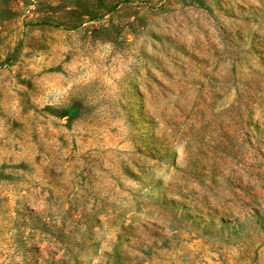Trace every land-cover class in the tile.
Returning a JSON list of instances; mask_svg holds the SVG:
<instances>
[{"label": "rangeland", "instance_id": "obj_1", "mask_svg": "<svg viewBox=\"0 0 264 264\" xmlns=\"http://www.w3.org/2000/svg\"><path fill=\"white\" fill-rule=\"evenodd\" d=\"M0 264H264V0H0Z\"/></svg>", "mask_w": 264, "mask_h": 264}]
</instances>
